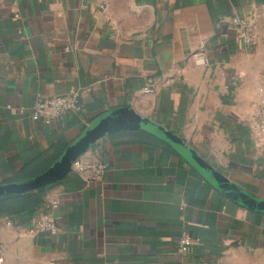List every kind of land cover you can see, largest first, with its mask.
<instances>
[{
  "label": "crops",
  "instance_id": "0c3cea01",
  "mask_svg": "<svg viewBox=\"0 0 264 264\" xmlns=\"http://www.w3.org/2000/svg\"><path fill=\"white\" fill-rule=\"evenodd\" d=\"M151 80L157 90L142 92ZM263 84L264 0H0V184L46 171L97 118L128 107L264 199L251 130ZM76 92L83 113L32 118L38 96ZM76 161L108 170L89 181L72 168L48 187L43 207L61 200L57 236L31 232V213L0 218V264H264V213L153 135L114 132Z\"/></svg>",
  "mask_w": 264,
  "mask_h": 264
},
{
  "label": "water",
  "instance_id": "95a60500",
  "mask_svg": "<svg viewBox=\"0 0 264 264\" xmlns=\"http://www.w3.org/2000/svg\"><path fill=\"white\" fill-rule=\"evenodd\" d=\"M143 130L165 142L184 157L214 188L228 198L258 212L264 213V199L255 197L214 168L183 139L164 126L142 117L131 108L113 109L97 118L92 125L75 139L56 162L46 171L30 179L0 184V198L49 187L64 179L72 170L73 163L101 138L120 130Z\"/></svg>",
  "mask_w": 264,
  "mask_h": 264
},
{
  "label": "built area",
  "instance_id": "2783aa9c",
  "mask_svg": "<svg viewBox=\"0 0 264 264\" xmlns=\"http://www.w3.org/2000/svg\"><path fill=\"white\" fill-rule=\"evenodd\" d=\"M17 0H13L16 4ZM104 7V6H103ZM233 24L240 30V37L243 38L246 45L250 48L254 44V35L252 34L248 23H245L240 18H234ZM204 42L200 46L199 52L193 55L198 62H205L204 57ZM172 80H167L165 83L170 84ZM157 81L151 80L147 83L142 92L151 93L155 92L158 88ZM21 112L24 108L20 109ZM84 112V104L81 99V94L76 92L72 94H59V95H40L35 100L32 106V118L34 120L41 119H54L60 118L66 113L81 114ZM251 130L254 136L255 146L259 149H264V84L260 88L259 101L256 104V109L253 115ZM72 168H75L81 174H89L88 180H102L108 170L106 163H81L75 161ZM61 200L56 199L42 209L37 210L32 219L29 227L33 233H47L52 236H57L62 232L60 222L59 209ZM190 236H185L181 240V248L191 243ZM57 264V263H55Z\"/></svg>",
  "mask_w": 264,
  "mask_h": 264
},
{
  "label": "trees",
  "instance_id": "16d2710c",
  "mask_svg": "<svg viewBox=\"0 0 264 264\" xmlns=\"http://www.w3.org/2000/svg\"><path fill=\"white\" fill-rule=\"evenodd\" d=\"M48 187L0 198V218H14L23 214H33L41 209L45 202Z\"/></svg>",
  "mask_w": 264,
  "mask_h": 264
}]
</instances>
